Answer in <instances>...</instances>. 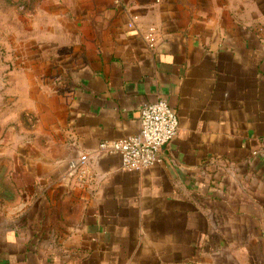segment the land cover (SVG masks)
Returning <instances> with one entry per match:
<instances>
[{
  "label": "crops",
  "instance_id": "0c3cea01",
  "mask_svg": "<svg viewBox=\"0 0 264 264\" xmlns=\"http://www.w3.org/2000/svg\"><path fill=\"white\" fill-rule=\"evenodd\" d=\"M251 4L76 5L63 80L51 64L62 36L44 48L46 85L69 87L58 126L45 127L42 149L13 143L21 201L0 218V264H264V0ZM159 99L178 134L160 162L127 171L99 145L137 133ZM84 154L81 178L69 162Z\"/></svg>",
  "mask_w": 264,
  "mask_h": 264
},
{
  "label": "rangeland",
  "instance_id": "374dc122",
  "mask_svg": "<svg viewBox=\"0 0 264 264\" xmlns=\"http://www.w3.org/2000/svg\"><path fill=\"white\" fill-rule=\"evenodd\" d=\"M81 2L0 0V218L21 201L11 199L13 143L31 139L42 149L48 136L45 127L58 126L60 88L62 92L69 87L57 82L46 85L49 61L44 59V48L51 35L57 42L62 36L61 50L59 44L53 47L51 64L56 68L52 76L63 80L59 66L64 62L60 57L68 50L70 36L80 30L73 13ZM251 3L242 0L245 14L252 10Z\"/></svg>",
  "mask_w": 264,
  "mask_h": 264
},
{
  "label": "built area",
  "instance_id": "2783aa9c",
  "mask_svg": "<svg viewBox=\"0 0 264 264\" xmlns=\"http://www.w3.org/2000/svg\"><path fill=\"white\" fill-rule=\"evenodd\" d=\"M155 27H150L145 38L150 47L155 46ZM179 131V118L175 109L165 99L145 105L140 111V129L127 137L103 141L101 151L121 156L122 167L127 171H140L161 161L162 148L174 139ZM88 155L78 160H71V172H78L81 178L85 175V164Z\"/></svg>",
  "mask_w": 264,
  "mask_h": 264
},
{
  "label": "trees",
  "instance_id": "16d2710c",
  "mask_svg": "<svg viewBox=\"0 0 264 264\" xmlns=\"http://www.w3.org/2000/svg\"><path fill=\"white\" fill-rule=\"evenodd\" d=\"M12 199V198H11Z\"/></svg>",
  "mask_w": 264,
  "mask_h": 264
}]
</instances>
